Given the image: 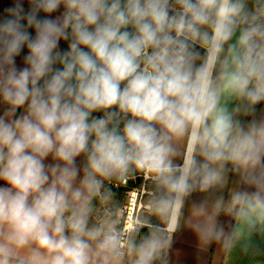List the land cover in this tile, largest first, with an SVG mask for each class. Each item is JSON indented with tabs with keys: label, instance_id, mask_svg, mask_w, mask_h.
Segmentation results:
<instances>
[{
	"label": "clouds",
	"instance_id": "9594fccd",
	"mask_svg": "<svg viewBox=\"0 0 264 264\" xmlns=\"http://www.w3.org/2000/svg\"><path fill=\"white\" fill-rule=\"evenodd\" d=\"M27 2L0 19V264H122L125 248L133 264H156L186 199L228 172L243 187L231 196L241 227L227 246L255 254L264 0ZM137 172L155 183L151 210L164 226L139 221L133 231L147 235L122 244L112 220L90 224L93 200Z\"/></svg>",
	"mask_w": 264,
	"mask_h": 264
},
{
	"label": "crops",
	"instance_id": "0c3cea01",
	"mask_svg": "<svg viewBox=\"0 0 264 264\" xmlns=\"http://www.w3.org/2000/svg\"><path fill=\"white\" fill-rule=\"evenodd\" d=\"M14 3L15 0H0V19L6 16L5 9ZM24 7L25 10L29 8L27 0H24ZM179 146L182 150L183 144ZM242 187L240 176L228 172L221 186L193 192L184 203L178 227L170 234L172 246L156 264H264V240L260 237L254 241L258 249L255 254L245 253L241 244L227 246L228 237L234 236L241 227L232 207L231 196ZM199 207L203 208L204 214H197ZM207 224L223 229L221 239L209 242L197 231V225ZM25 254L21 253L22 256ZM122 264L133 263L124 257Z\"/></svg>",
	"mask_w": 264,
	"mask_h": 264
},
{
	"label": "rangeland",
	"instance_id": "374dc122",
	"mask_svg": "<svg viewBox=\"0 0 264 264\" xmlns=\"http://www.w3.org/2000/svg\"><path fill=\"white\" fill-rule=\"evenodd\" d=\"M61 50H67L68 43L61 41ZM110 195L105 201L94 199V211L90 224L103 222L106 218L114 222L116 230L122 237V244L129 240H135L138 244L141 237L147 235V229L142 228L134 232L139 221L148 220L153 225L164 226V220L154 214L152 203L156 196V185L153 180L144 173L137 172L124 179H113L106 182ZM121 191V198L113 202V191ZM106 213L110 215L106 217ZM133 263L134 256L125 248V256Z\"/></svg>",
	"mask_w": 264,
	"mask_h": 264
},
{
	"label": "trees",
	"instance_id": "16d2710c",
	"mask_svg": "<svg viewBox=\"0 0 264 264\" xmlns=\"http://www.w3.org/2000/svg\"><path fill=\"white\" fill-rule=\"evenodd\" d=\"M97 115H99V114H97ZM121 191H113L112 192V196H113V202H118V198H121ZM93 204H94V200H93ZM92 218V217H91ZM90 223H91V220H90Z\"/></svg>",
	"mask_w": 264,
	"mask_h": 264
}]
</instances>
